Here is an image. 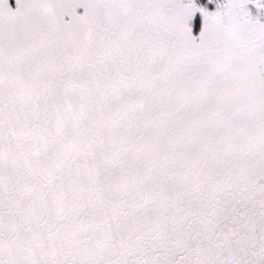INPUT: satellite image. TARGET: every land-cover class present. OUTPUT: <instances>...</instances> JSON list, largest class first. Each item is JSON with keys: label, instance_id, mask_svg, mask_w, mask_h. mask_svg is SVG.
<instances>
[{"label": "snow or ice", "instance_id": "snow-or-ice-1", "mask_svg": "<svg viewBox=\"0 0 264 264\" xmlns=\"http://www.w3.org/2000/svg\"><path fill=\"white\" fill-rule=\"evenodd\" d=\"M15 4L0 264H264V0Z\"/></svg>", "mask_w": 264, "mask_h": 264}, {"label": "flooded vegetation", "instance_id": "flooded-vegetation-1", "mask_svg": "<svg viewBox=\"0 0 264 264\" xmlns=\"http://www.w3.org/2000/svg\"><path fill=\"white\" fill-rule=\"evenodd\" d=\"M10 3L12 4V6H13V7H15V6H16V4H15V0H10ZM79 11H81V12H82V11H83V9H80Z\"/></svg>", "mask_w": 264, "mask_h": 264}]
</instances>
